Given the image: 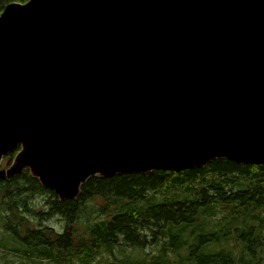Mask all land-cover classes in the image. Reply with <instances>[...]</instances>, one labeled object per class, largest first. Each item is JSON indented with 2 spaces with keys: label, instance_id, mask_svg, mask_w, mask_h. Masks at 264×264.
<instances>
[{
  "label": "water",
  "instance_id": "water-1",
  "mask_svg": "<svg viewBox=\"0 0 264 264\" xmlns=\"http://www.w3.org/2000/svg\"><path fill=\"white\" fill-rule=\"evenodd\" d=\"M217 158L264 164V0L5 6L0 177L71 199L93 175Z\"/></svg>",
  "mask_w": 264,
  "mask_h": 264
},
{
  "label": "trees",
  "instance_id": "trees-1",
  "mask_svg": "<svg viewBox=\"0 0 264 264\" xmlns=\"http://www.w3.org/2000/svg\"><path fill=\"white\" fill-rule=\"evenodd\" d=\"M27 1L0 0V14L9 3ZM15 154L5 155L1 167L9 166ZM175 189L188 192L189 196L159 197V193ZM36 194L44 197L39 211H34L28 199ZM89 206L95 207L101 218L87 232L79 233L80 214ZM220 209L225 215L218 218ZM0 210L4 211L6 229L26 246L22 254L54 258L59 264L74 260L89 264L102 246L112 248L120 241L140 250L162 239L167 241V249L178 254L180 264H257L261 259L258 250L264 249V164L217 158L181 171L156 169L93 175L71 199H60L24 168L18 175L0 177ZM258 210L263 214H257ZM54 215L65 222L61 232L41 223L33 225L31 217L45 219ZM238 219H242V227L232 229L230 225ZM223 240L231 246L229 250L202 251V246L221 244ZM231 240H237L238 246L245 249L234 253ZM246 251L249 260L244 259ZM112 264L173 262L166 255H159L152 261L126 259Z\"/></svg>",
  "mask_w": 264,
  "mask_h": 264
},
{
  "label": "rangeland",
  "instance_id": "rangeland-1",
  "mask_svg": "<svg viewBox=\"0 0 264 264\" xmlns=\"http://www.w3.org/2000/svg\"><path fill=\"white\" fill-rule=\"evenodd\" d=\"M177 196L181 198H186L187 196H189V194L188 192H184L179 189H175L172 192L166 194L159 193V197L161 199H174L177 198ZM28 199L34 205V211H39L42 208V204L44 203V197L42 194L32 195L31 198ZM2 213H4V211L0 210V264H59L54 258L43 259L37 256H29L22 254V250L26 246H24L18 239H16L12 232L6 229L5 224L7 221H4ZM256 213L263 214V211L258 210L256 211ZM99 215L100 214L97 212L95 207H87L80 214L79 217V233L87 232L88 228L91 227V225L95 221L98 222L100 220L101 217H98ZM224 215L225 212L220 209L217 214V217L221 218ZM31 218L34 219L33 225L41 223L43 226L52 227L54 230H57L59 232H61L65 226L64 220H62L59 215L46 216L45 219H39L38 217ZM240 221H242V219H238L236 223L230 225L231 228L235 229L236 227H242V225L239 224ZM254 225H256V223H254ZM232 233L234 235V232ZM256 233L257 232H255V234ZM262 233H264V229ZM192 242L193 241H191L190 243ZM230 242L233 244L232 249L233 252L236 254L238 253L239 249H245L238 246L237 240H231ZM166 243L167 241L162 239L155 243H150L146 247L139 250L137 248H131L130 246L125 245L122 241H120L118 244L113 245L112 248L102 246L100 253L89 264H112V262L118 263L121 260L126 259H143L145 261H152L156 259L159 255H166L173 262V264H180L177 261L179 259L178 254L176 252H172L170 249H167ZM229 247L231 248V246H229L228 244L226 245V241L223 240V243L221 244H219V242H214L207 247L202 246V251H205V249H210L211 251L216 252L222 249L229 250ZM258 251L260 253L259 256L261 257V259L260 262L257 264H264V249ZM243 255L245 260H249L250 256L247 251L244 252ZM175 261L177 262L175 263ZM61 264H70V262H63ZM71 264L84 263L78 260H74ZM236 264L241 263L237 262Z\"/></svg>",
  "mask_w": 264,
  "mask_h": 264
}]
</instances>
